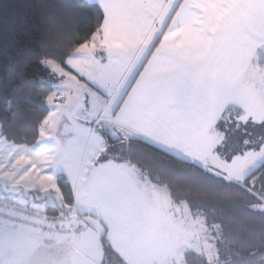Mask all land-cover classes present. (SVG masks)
I'll list each match as a JSON object with an SVG mask.
<instances>
[{
	"label": "crops",
	"instance_id": "1",
	"mask_svg": "<svg viewBox=\"0 0 264 264\" xmlns=\"http://www.w3.org/2000/svg\"><path fill=\"white\" fill-rule=\"evenodd\" d=\"M83 1L97 6L105 21L92 42L68 61L65 72L82 79L79 53L94 42L93 58L103 80L101 86L93 81L96 88L92 89L113 103L122 93L120 102L111 116H100L97 122L93 118L94 129L103 126V141L94 140L96 135L89 125L74 120L69 124L64 111L52 108L43 129L83 131L88 135L86 156L94 146L89 163L84 160L74 176L64 168L69 153L56 168L48 157L51 152L41 150V134L37 147L28 148L30 154L11 151L15 163L4 159L5 153L0 156V170L7 168L6 178L13 179L15 168L23 170L27 161L25 181H30L31 171H36L39 182L47 187V180L53 184L56 176L65 175L74 190L75 209L82 216L86 213L103 222V212H111L114 206L103 209L100 204L97 209L80 211L86 208L87 195L93 198L100 193L103 197V166L118 170L109 174L114 178L134 180V171L123 170L126 163L115 159L103 163V155L109 150L104 141L107 137L113 142L144 141L229 182L242 184L252 172L238 178V173L234 174L237 170L226 166L231 164L219 153L226 137L217 126L227 111L242 116L252 85L263 79L264 0ZM63 84L61 81L49 98L50 106L65 100V94L58 95ZM94 169L100 171L92 173ZM123 183L128 185L120 184V189L133 184ZM17 191L0 193H8L12 200ZM87 233L73 242L53 241L0 224V260L4 259L0 264H28L27 260L35 257L32 264H60V255L55 257L53 251L67 250L74 244L84 246L89 242Z\"/></svg>",
	"mask_w": 264,
	"mask_h": 264
},
{
	"label": "trees",
	"instance_id": "2",
	"mask_svg": "<svg viewBox=\"0 0 264 264\" xmlns=\"http://www.w3.org/2000/svg\"><path fill=\"white\" fill-rule=\"evenodd\" d=\"M104 21L102 11L83 0H0L3 138L19 147H37L52 113L49 98L61 83L46 63L69 70L68 61L92 42ZM235 114L227 111L217 126L226 137L219 150L225 160L224 153L234 139L230 133L237 128ZM228 118L234 120L228 122ZM247 129L261 137L263 146L264 123ZM106 141L109 150L103 163L115 159L138 168L154 186L167 188L175 205H187L195 218L204 220L220 245V264L264 263V164L242 184H236L144 141L113 142L107 137ZM57 184L60 198L53 200L52 193L37 192L28 194L30 203H26L50 204L52 215L62 212L63 205L72 207L75 195L66 176L59 175ZM12 198L6 199L19 200L18 196ZM212 243L216 239L212 238ZM101 245L102 264H124L105 237ZM186 262L209 264L194 253L186 255Z\"/></svg>",
	"mask_w": 264,
	"mask_h": 264
},
{
	"label": "rangeland",
	"instance_id": "3",
	"mask_svg": "<svg viewBox=\"0 0 264 264\" xmlns=\"http://www.w3.org/2000/svg\"><path fill=\"white\" fill-rule=\"evenodd\" d=\"M94 47L93 42L90 48H86L85 52L79 53L78 61L82 65L78 71L80 77H82L81 80L67 74L65 69L58 64L46 63V67L64 82L59 88L58 95L65 94L66 96L65 100L63 99L57 104L52 103L51 108L54 110L56 108L59 113L64 111L69 124H72L73 120L76 123L82 121L92 127V130L95 123L90 122V117L97 122L100 116H111L120 102V96H122V93H120V96L113 103V101L110 102V99H106L104 95L96 94L92 89L96 88L92 86L93 81L97 80L101 86L100 81L103 80L99 65L95 63L93 58ZM85 65L88 68L85 69ZM261 76L263 79H260V83H256L251 87L250 98L246 99L242 106L244 111L242 116L236 115L237 128L230 133L234 136V139L230 144V148H227L224 153L227 164H231L226 166L232 170L236 169L237 171L234 174L238 173L236 174L238 178L246 174L249 175L251 172L253 174L264 164V145L260 146L261 137L247 129L251 124L261 125L264 123L263 72ZM99 85H97L98 88H100ZM51 125L53 127V124ZM63 127L66 128L65 125ZM71 130L69 129L66 132L63 129V133H60L56 132L55 128L52 130L48 127L44 128L41 131L42 146L40 147L43 151L51 152L48 157L54 162L56 168L58 167L57 163L61 162L62 164L67 153H69L64 168L70 176H74L84 160L85 164L89 163L94 146L89 149L90 153L86 156L84 152L88 135L83 131L71 132ZM93 131L96 135L94 140L101 139L103 141V126L99 125ZM104 141L106 144V140ZM67 145L69 147H66ZM6 148L10 149L8 153ZM11 151L16 154L17 151L27 154L32 152L26 147H19L8 142L1 136L0 128V156L5 153L7 157L3 158L15 163L13 157L15 155H12ZM26 163L23 162V170L15 168L17 175L13 179L6 178V167L0 170V190L13 192L16 188L19 200L23 202H28L26 196L29 190L32 194L40 190L52 193L53 200L60 198L57 182L52 184L50 180H47L48 186L43 187L45 185H42L38 176H35L36 171H31L30 181L22 179L24 172L28 170ZM100 168L99 165L97 169ZM123 170L134 171V180L125 181L120 177L114 178L109 174L116 173L118 170H114L110 166L108 168L103 166V197L100 193L93 198L87 195L85 199L86 208L80 209V211L85 213L91 209H97L96 206L100 204L103 205V209L109 206H114V209L111 212H103V222L97 221L90 215H86V213L84 214L85 222L88 225V233H86L89 242L84 246L74 244V246L63 251L54 250L55 257L60 255V264H102L104 254L101 238L104 237L112 245L124 264H187L186 255L188 253H194L205 258L209 264H220V245L216 236H212L214 234L203 219L195 218L187 205H175L169 190L165 187L154 186L138 168L126 163ZM95 171L100 170L94 169L92 173ZM123 182H133V184L124 189L125 184H128ZM120 184L124 185L122 189L119 187ZM98 189L101 190V188ZM22 190H25L23 194ZM5 194L0 193V197L9 196L8 193ZM82 200V197H80L79 202ZM212 238L216 239L215 244L212 243ZM0 258H2V254H0ZM36 258L27 260V263L32 264ZM0 261L3 263L4 259Z\"/></svg>",
	"mask_w": 264,
	"mask_h": 264
},
{
	"label": "built area",
	"instance_id": "4",
	"mask_svg": "<svg viewBox=\"0 0 264 264\" xmlns=\"http://www.w3.org/2000/svg\"><path fill=\"white\" fill-rule=\"evenodd\" d=\"M62 208L58 215H52L49 213L52 209L50 204L32 206L0 197V224L53 241L81 239L88 231L84 216L74 205H63Z\"/></svg>",
	"mask_w": 264,
	"mask_h": 264
},
{
	"label": "water",
	"instance_id": "5",
	"mask_svg": "<svg viewBox=\"0 0 264 264\" xmlns=\"http://www.w3.org/2000/svg\"><path fill=\"white\" fill-rule=\"evenodd\" d=\"M90 122H92V123H93V118H91V117H90Z\"/></svg>",
	"mask_w": 264,
	"mask_h": 264
}]
</instances>
